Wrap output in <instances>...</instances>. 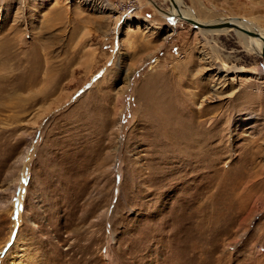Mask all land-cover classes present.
I'll list each match as a JSON object with an SVG mask.
<instances>
[{
  "label": "rangeland",
  "instance_id": "1",
  "mask_svg": "<svg viewBox=\"0 0 264 264\" xmlns=\"http://www.w3.org/2000/svg\"><path fill=\"white\" fill-rule=\"evenodd\" d=\"M171 6L0 0V264H264V56Z\"/></svg>",
  "mask_w": 264,
  "mask_h": 264
},
{
  "label": "bare ground",
  "instance_id": "2",
  "mask_svg": "<svg viewBox=\"0 0 264 264\" xmlns=\"http://www.w3.org/2000/svg\"><path fill=\"white\" fill-rule=\"evenodd\" d=\"M172 1H173L172 6H171L170 10L167 11V13H166L167 16H171L173 18H178V19L183 20V21H186L185 19H183L184 17L194 18L192 11H187V10L185 11L181 7V4H182L181 0H172ZM107 4L108 3L105 1L104 5L106 6ZM196 20H198V19H196ZM231 20H234V22H236L237 24H239L241 26H244L245 28L256 30L257 32H259L264 37V32H262V31L260 32L258 28H253V26L250 24L249 21L239 20V19H236V20L231 19ZM221 21H223V20H221ZM199 28H201V27H199ZM203 29H208L211 31H215V32L219 31L220 32V31L228 29V28H203ZM237 32L244 34L243 32H240L238 30H237ZM244 35H246V34H244ZM250 38H251V40H250ZM249 42H250L249 45H251V47H253L254 51H257L261 55L264 54V45H263L261 39H259L257 37L249 36Z\"/></svg>",
  "mask_w": 264,
  "mask_h": 264
},
{
  "label": "water",
  "instance_id": "3",
  "mask_svg": "<svg viewBox=\"0 0 264 264\" xmlns=\"http://www.w3.org/2000/svg\"><path fill=\"white\" fill-rule=\"evenodd\" d=\"M171 3H173L172 0H170ZM234 18V17H233ZM183 19L186 20V22L192 24L195 27H203V28H234L240 32H243L244 34L248 35V36H253V37H257L259 39H261L263 45H264V37L257 32L256 30H252V29H248L245 28L244 26H241L239 24H237L236 22H234V20H231L230 18H225V20L223 21H218V22H214V23H204V22H200L194 18L191 17H184ZM235 20L238 18H234ZM264 56V54H263Z\"/></svg>",
  "mask_w": 264,
  "mask_h": 264
}]
</instances>
